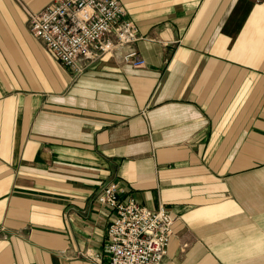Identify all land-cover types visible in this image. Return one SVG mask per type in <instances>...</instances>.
<instances>
[{
  "label": "crops",
  "instance_id": "crops-1",
  "mask_svg": "<svg viewBox=\"0 0 264 264\" xmlns=\"http://www.w3.org/2000/svg\"><path fill=\"white\" fill-rule=\"evenodd\" d=\"M0 0V264L106 254L99 191L169 212L163 264H264V0H120L135 69L91 52L81 74Z\"/></svg>",
  "mask_w": 264,
  "mask_h": 264
},
{
  "label": "built area",
  "instance_id": "built-area-1",
  "mask_svg": "<svg viewBox=\"0 0 264 264\" xmlns=\"http://www.w3.org/2000/svg\"><path fill=\"white\" fill-rule=\"evenodd\" d=\"M28 15L33 35L76 74L83 72L80 59L91 52L135 69L146 65L131 46L139 39V29L127 19L120 0H57ZM97 201L114 215L107 228V264H163L174 226L168 211H152L133 198H123L116 182L104 186ZM80 256L102 264V255L93 250Z\"/></svg>",
  "mask_w": 264,
  "mask_h": 264
},
{
  "label": "rangeland",
  "instance_id": "rangeland-1",
  "mask_svg": "<svg viewBox=\"0 0 264 264\" xmlns=\"http://www.w3.org/2000/svg\"><path fill=\"white\" fill-rule=\"evenodd\" d=\"M28 13H31V12H30V11H29V12L27 11V17H28V20H29V15H28Z\"/></svg>",
  "mask_w": 264,
  "mask_h": 264
}]
</instances>
